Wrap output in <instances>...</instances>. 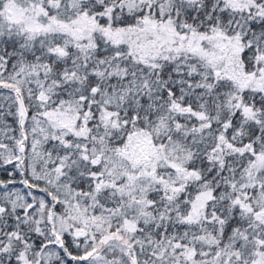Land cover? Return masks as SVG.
I'll list each match as a JSON object with an SVG mask.
<instances>
[{
    "label": "snow or ice",
    "instance_id": "obj_1",
    "mask_svg": "<svg viewBox=\"0 0 264 264\" xmlns=\"http://www.w3.org/2000/svg\"><path fill=\"white\" fill-rule=\"evenodd\" d=\"M0 264H264V0H0Z\"/></svg>",
    "mask_w": 264,
    "mask_h": 264
}]
</instances>
